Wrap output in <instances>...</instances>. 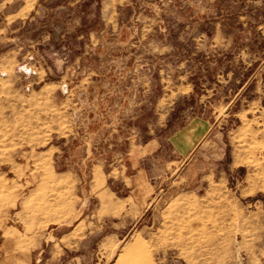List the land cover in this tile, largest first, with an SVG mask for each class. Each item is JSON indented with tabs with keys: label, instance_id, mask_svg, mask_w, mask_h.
I'll return each instance as SVG.
<instances>
[{
	"label": "rangeland",
	"instance_id": "obj_1",
	"mask_svg": "<svg viewBox=\"0 0 264 264\" xmlns=\"http://www.w3.org/2000/svg\"><path fill=\"white\" fill-rule=\"evenodd\" d=\"M13 201L63 264H264V0H0Z\"/></svg>",
	"mask_w": 264,
	"mask_h": 264
},
{
	"label": "crops",
	"instance_id": "obj_2",
	"mask_svg": "<svg viewBox=\"0 0 264 264\" xmlns=\"http://www.w3.org/2000/svg\"><path fill=\"white\" fill-rule=\"evenodd\" d=\"M196 121L198 123H195L196 126L193 131L195 136L193 145L183 151L180 145L176 144L182 152L192 149L208 127L205 122ZM15 204V201L6 202L0 208V264H63L65 259L62 256L53 255V250L58 254L67 248L66 245L53 243V241H50L49 245L47 239H40L42 236L39 235L38 231H20L15 226L16 212L14 211L13 216L5 212V209L15 208ZM47 247H50V251H46ZM47 254L48 256H46ZM43 256L45 258L42 262Z\"/></svg>",
	"mask_w": 264,
	"mask_h": 264
}]
</instances>
